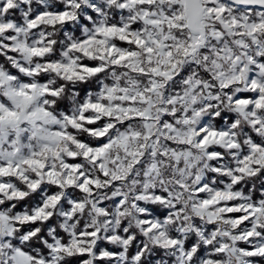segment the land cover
<instances>
[{"label": "snow or ice", "instance_id": "snow-or-ice-1", "mask_svg": "<svg viewBox=\"0 0 264 264\" xmlns=\"http://www.w3.org/2000/svg\"><path fill=\"white\" fill-rule=\"evenodd\" d=\"M0 264H264V0H0Z\"/></svg>", "mask_w": 264, "mask_h": 264}]
</instances>
